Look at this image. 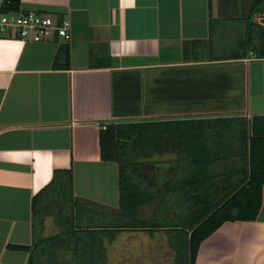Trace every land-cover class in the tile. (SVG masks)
Segmentation results:
<instances>
[{
  "label": "crops",
  "instance_id": "obj_1",
  "mask_svg": "<svg viewBox=\"0 0 264 264\" xmlns=\"http://www.w3.org/2000/svg\"><path fill=\"white\" fill-rule=\"evenodd\" d=\"M18 3L21 14L69 22L71 38L36 43L0 34V264H27L29 254L9 246L31 245L32 199L55 171H72L75 198L118 209V165L99 154L103 125L264 116V59L251 52L229 59L244 52L247 18L264 24V0ZM160 142L167 147L137 163L154 165L151 185L135 177L151 191L178 173L172 140ZM171 200L142 212L148 219ZM47 217L42 238L52 237L45 234ZM125 234L104 241L106 264L123 237L168 245L167 233ZM195 264H264V188L256 221L223 224L201 243Z\"/></svg>",
  "mask_w": 264,
  "mask_h": 264
},
{
  "label": "trees",
  "instance_id": "obj_2",
  "mask_svg": "<svg viewBox=\"0 0 264 264\" xmlns=\"http://www.w3.org/2000/svg\"><path fill=\"white\" fill-rule=\"evenodd\" d=\"M18 7V0H11L1 13H16ZM247 21L244 52L233 53L229 59H243L248 52L264 59V24L256 25L251 17ZM61 54L67 65V50ZM164 137L172 140L177 151L178 173L170 185L151 191L137 183L131 167L137 164L135 158H148ZM99 154L101 161L118 165V209L99 208L75 198L72 171H55L51 183L32 199L31 245L9 246L28 253L27 264H106L105 239L112 241L119 232L160 231L167 233L174 264H195L201 243L223 224L254 222L259 214L264 188V116L108 124L100 128ZM167 196L173 197L168 207L172 224L158 223L157 212L147 219L142 208L152 202L165 205ZM64 204L70 208L68 217L61 215ZM44 216L60 217L66 230L42 238ZM93 218L101 222L98 227L86 224Z\"/></svg>",
  "mask_w": 264,
  "mask_h": 264
},
{
  "label": "rangeland",
  "instance_id": "obj_3",
  "mask_svg": "<svg viewBox=\"0 0 264 264\" xmlns=\"http://www.w3.org/2000/svg\"><path fill=\"white\" fill-rule=\"evenodd\" d=\"M164 147L166 148V144L158 143L157 147ZM133 158H135L133 156ZM135 162L138 163L139 161L143 160L144 158H135ZM154 165L152 164H144L143 166H140L139 164H136L135 166H132V172L134 177L139 178L140 175L143 177L144 182L149 183V180L151 179L152 175L155 176L156 172L151 170V167ZM156 166V165H155ZM162 169H167V166H161ZM159 168V169H161ZM155 171V170H154ZM161 174L162 170H158ZM158 173V175H159ZM152 174V175H151ZM149 175L150 177H147ZM139 176V177H138ZM151 185V183H149ZM155 184V183H154ZM163 186V185H162ZM60 208V207H59ZM58 208V209H59ZM62 217H68L70 216V208L66 204L62 205L60 208ZM144 216H147L148 210H144ZM171 208L167 207H160L158 209V214L156 217V221L160 224H172L171 218L169 219L171 212ZM84 213H77L78 219L80 216H82ZM46 220V226L45 228V234L46 236H53L54 234L63 233L66 230L65 225L63 224V221L60 217H47ZM48 221V222H47ZM90 222V221H89ZM104 224L108 223L107 219H103ZM80 222H77V225H79ZM98 218H93L91 223H86L87 225H91L94 227H98L99 224ZM127 233L125 235H130L131 232H124ZM138 233V232H136ZM147 233V232H145ZM156 233V232H155ZM158 233V232H157ZM159 233H165L160 231ZM152 234V233H148ZM124 235V236H125ZM55 236V235H54ZM106 238V237H105ZM115 239V237H114ZM112 239V241H114ZM108 242L110 239H105ZM111 242V241H110ZM118 246L119 249L116 250V246ZM131 245H134L131 247ZM115 252H112L114 256V259L112 258V264H174L175 263V253L170 248L169 244L164 245V240L160 238L159 240L154 239L152 242H148V239H142L139 238V236L132 237H123L121 240L118 241V244L116 243ZM181 263V262H180Z\"/></svg>",
  "mask_w": 264,
  "mask_h": 264
},
{
  "label": "built area",
  "instance_id": "obj_4",
  "mask_svg": "<svg viewBox=\"0 0 264 264\" xmlns=\"http://www.w3.org/2000/svg\"><path fill=\"white\" fill-rule=\"evenodd\" d=\"M11 0H1L0 3V34L10 38L29 40L32 42H42L53 36H58L63 40H70V24L62 21L56 24L53 20L45 15L19 12L8 14L1 13V8L8 5ZM253 55V54H250ZM105 129V125L101 127Z\"/></svg>",
  "mask_w": 264,
  "mask_h": 264
}]
</instances>
